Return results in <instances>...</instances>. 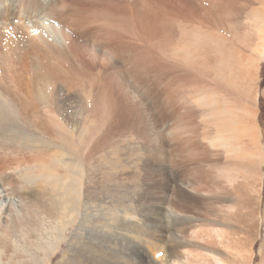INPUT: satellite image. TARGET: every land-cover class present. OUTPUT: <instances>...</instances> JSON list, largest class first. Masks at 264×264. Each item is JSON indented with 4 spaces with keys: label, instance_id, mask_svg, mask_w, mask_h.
Masks as SVG:
<instances>
[{
    "label": "rangeland",
    "instance_id": "1",
    "mask_svg": "<svg viewBox=\"0 0 264 264\" xmlns=\"http://www.w3.org/2000/svg\"><path fill=\"white\" fill-rule=\"evenodd\" d=\"M81 1H84L85 4L92 2V0ZM203 1L188 0L186 3H190L191 5H189L193 8L197 7L195 5L199 3L201 5L199 4L198 7L202 5L207 7L209 3L213 6L215 3L217 7L215 5L214 7L216 8L209 4L208 8L210 7L211 11L208 10L207 16L206 14H197L195 10L189 11L187 6L179 13H162L159 10L158 0H127L130 10L126 20L120 15L122 12L120 11L122 8L119 7L121 1L117 2L116 16L104 10L97 12L89 10L86 13L81 29V61L84 67H89L96 62L97 65L100 64L101 69H104L98 80L105 83L103 85L105 94L102 95V99L104 103L106 101L108 103H105L107 107L101 108L104 110L96 108L94 102L97 97L95 98L94 88L93 91L89 88L80 89L77 96L75 95L76 97L72 95L74 98L72 103H74L67 102V104H71L70 106L81 111L82 122L77 129H74L73 126L67 127L68 142L64 145L76 144L75 138L79 136L81 142L78 145L79 155L76 157L65 146L56 144H53L51 152L56 150L55 152L66 154V161L73 162V159L80 158L85 167L82 178L84 194L80 196L79 204L73 207L78 212V216L72 226L66 230L62 246L56 251V255L52 256L51 264L60 259L62 252L66 250L68 241L77 231L84 205L92 204V202L95 205H100L102 209L105 208V211L101 212L102 217L101 213L99 216L96 215V220L102 218L95 223L96 230L103 229L108 225L109 216L115 214L121 216V212L128 210V205H131L134 211H141L142 216L146 214V217L140 215L143 224H139L140 227H136V232L133 233H128L123 229L124 227L113 222L117 226L113 229V233L116 232L119 236L115 233L116 235H113L114 245L105 243L102 253L108 259H114L113 262L117 260L115 264H125V262L126 264H157L159 262L158 255L147 252V246L141 241V239L144 241L148 238L153 240L158 235L154 225H158L157 227L165 232L160 239L161 249L155 253L164 249L159 252V255H167L168 259L175 261L174 263L186 264L185 259L177 258L178 252L173 251L172 248L177 246L178 239L183 237L185 228L192 227V230L197 229L199 235L197 242L202 243L203 245H201L208 249L203 252L208 255L209 249L214 248L220 252L219 257L222 264H264V227L261 233L257 226V223L260 224L264 221V0H205L204 3L208 1L205 6ZM140 3H143V11L140 9ZM31 18L33 21L38 20L36 15ZM1 26L3 25L0 24V38L5 34V31L3 33L4 28ZM125 40L131 48L130 79L126 96L121 89L119 72L116 70L114 74H110L108 71L109 61L106 58L99 57V60L95 61L90 55L92 43L106 49L113 48L114 44L119 45L121 41ZM245 69L248 73L250 72V76H252L250 79H252L250 86L248 88L245 86L244 90H241V93L248 96L242 100L241 104L243 108L246 107L245 109L252 108L254 110L253 134L255 139L253 137L254 141L250 142L249 138L244 137L242 140L245 142L242 141V145L251 147L249 152L254 151L253 153L258 157L253 161V166L249 170L235 169L230 165L225 166L236 153L235 147L240 145L231 140L223 127L222 120L216 121L215 118L208 116V114L213 115L217 112L225 113L231 108L229 105L231 101L227 93L234 88L237 72H245ZM105 73L107 77H105ZM108 87L112 90L110 91ZM186 90L193 91V93L195 90H197L196 93L205 92L214 104L202 106L196 98L184 105L183 94L187 92ZM225 91H227L226 94ZM246 95L244 96L246 97ZM251 95L254 98L252 104L248 99L249 97L251 99ZM73 112L74 109L68 108L66 116L72 118ZM159 116L162 117L158 124V131L161 135L163 151H158L159 139L154 138L152 132L153 124ZM18 125L17 130L18 128L20 130L18 133L25 132L22 126ZM6 128L11 129V124H7ZM26 135L21 134L20 137L24 138L25 136L27 139ZM192 146L197 148L194 149ZM236 154L243 159L244 163L247 162L248 152L246 149L242 148V151ZM153 160L158 162L154 163ZM215 162H218V167L214 165ZM55 167L58 168V172L62 173L65 166ZM195 167L197 170L191 171ZM23 168L24 166L20 168L21 172H23ZM34 173V176H30V180H27V177L21 173V181L33 184L28 185L35 189L43 186L44 189H42L45 191L40 190L48 194L47 192L51 190V180H44V182L46 181L44 183L41 179L38 182L37 175L39 174ZM221 185L234 188V194L239 198L230 203L227 210H223L224 220L226 217L224 222L230 224L218 227L221 229L219 231L223 232L221 241L216 242L213 239L209 241V238L202 233L207 230L209 221L221 219L217 214L218 208L211 202V198L216 195V191L218 192ZM187 193L203 199L204 203L200 202V205L202 204L199 205L200 209L197 207L200 211L202 210V213L189 205L177 204ZM235 210L239 211L235 212ZM175 213L176 215L180 214L177 215L179 223ZM188 213L192 215V218L199 217L197 220H203L193 221L197 228L180 219L182 215H189ZM208 213L209 217H207ZM98 224L100 227L97 226ZM205 225L207 226L204 229ZM154 229L157 233H152ZM200 229H204V231L202 230L201 233ZM27 236L29 234L21 241L15 242L14 247L5 253L2 264H27L30 262L29 255L32 247L29 245L30 237ZM199 239L203 241L200 242ZM120 243L122 246L119 245ZM198 252L201 253V251ZM204 253L200 254L201 256L198 258L189 257L187 264H213V262L216 264L212 260L210 252L208 257ZM201 257L207 260H200Z\"/></svg>",
    "mask_w": 264,
    "mask_h": 264
},
{
    "label": "bare ground",
    "instance_id": "2",
    "mask_svg": "<svg viewBox=\"0 0 264 264\" xmlns=\"http://www.w3.org/2000/svg\"><path fill=\"white\" fill-rule=\"evenodd\" d=\"M186 1L188 0H158L159 10L162 13L166 12L170 14H175L177 12L179 13L181 9L187 6L189 11L195 10L197 14H206V16L208 10L210 9L211 11V8H208L210 4H207L208 1H206L207 3H204L205 0L203 1L204 6L207 4V7H203V5L198 7L200 4L199 3L196 4L195 6L197 7L194 8L190 6V3V5L187 4ZM117 2H120L121 6L119 7L122 8V10H120L122 11L120 15H122L125 20L128 19L127 17L130 9L128 7L127 0H92V2H89L88 4H85L84 1L81 0H0V24L3 25L1 26V28H4L3 33L5 31V34H3L4 36L0 38V264H2V259L5 253H7L14 247L13 245L15 244V242L21 241L27 234H29V236L27 237H30L29 245L32 247V251L29 255L30 262L27 264H51L52 256L56 255V251L62 246V241L66 230L68 229V227L72 226V224L76 221L78 212L75 211L73 207L79 204L80 196L84 194V190L82 188V178L85 167L80 158L77 160L73 159V162L66 161V154L61 153L59 151L55 152L56 150L54 152H51V149L53 144L63 147L65 146L64 143L68 142V137L66 135L67 127L69 128V126H73L74 129H77L81 125V111L74 108V106H70L71 104H67V102L72 103V99H74L72 95L77 96V92L83 88H89L91 91H93L92 89L94 88V90L96 91L95 98L97 97V99H95V102H93L96 108L101 109L107 107V105L105 104L107 101L104 103V100L102 99V95L105 94L103 93V90H105L103 89V85L105 83L103 84V81L98 80V77L101 76L100 74L104 72V69H101L99 67L100 64L98 63L99 65H97L94 61V63H92L93 65L91 64L89 67H84L82 64V58L80 55L81 29L83 23L85 22L84 18L86 16V13H88L89 10H94L96 12L104 10L116 16ZM140 4V9L141 11H143V3ZM214 5L216 6L215 3ZM214 5L211 6L214 7ZM34 15L38 17L37 21L31 20V17ZM93 24L95 23L93 22ZM113 46V48L110 47L102 49L100 46L92 43L90 45V55L95 61L99 60V57L106 58L109 61L108 71L110 72V74H114L116 70L119 72L121 89L123 91V94L126 96L128 91V82L130 79L131 48L126 40L121 41L119 45L114 44ZM245 72H237V76L235 77L236 79L234 83V88L233 90H230L227 93V96L231 101V104H228L231 108L229 107L230 109L225 113L223 112L221 114L217 112L213 115L208 114V116L215 118L216 121H223V127L228 132L231 140H233L235 144L240 145L239 147H235L236 153L242 151V148H244V150L246 149L248 152L246 163H244L243 159L234 152V156H232L228 161L226 160L227 163L225 166L230 165L232 168L235 169L249 170L253 166V161L258 159V157L256 156V154L253 153L254 151L249 152V148L251 147H245L242 145V141H244L242 140V138L244 137L249 138L250 142H253L255 139L253 134L254 110H252V108L249 110L245 109L246 107L243 108L241 104L242 100L248 97L245 93H241V90H244L245 86L246 88H248L250 86V80L252 79H250V77H252L250 76V72L248 73L247 71L246 74ZM105 77H107V74ZM188 91L184 94L181 92L183 94L184 105L196 98V100L202 106L214 104V102L211 100V98H209V96L206 95L205 92L201 91L200 93H196L197 90H195V93H193V91ZM226 92L227 91H225V94ZM244 95H246V97ZM253 95H251V99L250 97L248 98L251 104L254 102ZM68 108L74 109V115L72 114L73 116H71L69 114L72 118H69L68 115L66 116V110ZM217 108L219 109V107ZM108 111L110 110L108 109ZM161 119L162 117L159 116L157 120H155L153 124L154 129L152 131L154 138H156L157 140L159 139L158 151L163 149V144L160 139L161 135L158 131V124L159 122H161ZM7 124H11V129L6 128ZM18 124H20V126H22V129H24L25 131L23 133L19 132L20 135L18 133L19 128L17 130V126H19ZM21 134H27L26 136H28V138L26 139L25 136L24 138L20 137ZM75 141L76 144L74 143L72 146L65 147L77 157V155H79V136L75 138ZM192 147L194 149L197 148L194 146ZM153 162L157 163L158 161L153 160ZM218 162L214 163L216 167H218L219 165ZM197 164L199 165L200 163L198 162ZM197 164L195 165L197 166ZM63 165L65 166L64 171L62 173L58 172V168H56L55 166L63 167ZM22 166H24L23 172H21L20 169ZM193 169L197 170L195 167L192 168L191 171H193ZM20 172L27 177V180L31 179V175H35L34 172L39 174L37 175L38 182L41 179H43V182L44 180H51V190L47 192L48 194H45V192H43L45 191L43 190V186V189H35L30 187L33 184L21 181L20 177L22 175ZM44 183H46V181ZM229 187H222L221 185L218 189V192L216 191V195L211 198V202L214 203L215 207L218 208V213H216L219 214V217L221 219H219V221H216L214 219L212 221H209L207 224L209 228H206L207 225H205V227L203 228H206L207 230L204 231V229H202L204 231L203 233L200 229L201 233L204 234L207 238H209V241L211 239L216 240V242L219 240L221 241V239L223 238V232L219 231L221 229H218V227L229 223L227 222L225 224L224 221H226V217L224 220L222 214L225 210H227V207L230 203L234 202L235 200H238L239 198L234 194V188ZM40 189H42L43 191ZM202 200L203 199L199 197L187 193V195L181 198L179 200V203L177 204L181 206L189 205L191 206V208L194 207L196 209L198 207L200 209L199 205ZM128 206V210H125L123 213L119 212L121 216H118L116 214L109 216V222L106 221L107 219L105 220L108 225L104 226L103 229L96 230L95 223L99 220H96V218L100 215L103 210L105 211V208L102 209L100 205H95L93 202L92 204H85L83 215L77 226V231L75 232L73 237L68 241L66 250L64 249L65 251L62 252L60 259H58L54 264H115L117 260L113 262L114 259H108L102 253V249H104L103 245L105 243H110L114 245L113 235L116 232L113 233V229L117 226L114 225L113 222H116L118 225L124 227L123 229L125 231L127 230L128 233L136 232V227H140L139 224L142 223V218L140 219L141 211H134L131 205ZM236 211L239 210H235V212ZM177 215L180 214L178 213ZM177 215L176 218L178 222ZM189 215H182L180 219L188 223V225L193 224V221H203L197 220L199 217L195 219L196 217L192 218V215ZM201 215L203 216V214ZM209 216L210 215L208 213L207 217ZM172 217L175 216L172 215ZM99 224L97 226H99ZM157 226L158 225H154V228L156 227L158 233L156 232V229L152 231V233L154 232L158 234H156L157 236L153 238V240H150L151 238H148L144 241L141 239L143 244L147 246V252L158 255V263L160 264H178L174 263L175 261H172L170 258L168 259L167 255H159V252L164 250L163 248V250H159L158 253H155L158 249H161L160 239L165 233L164 230ZM193 226L194 228L196 227L195 223L193 224ZM257 226H259L260 232L262 233L264 221L260 222V224L257 223ZM185 229L186 230L184 231L182 230L184 232V235L183 237H181V239H178L177 246L173 247V243L171 245L173 247L172 250L177 251L179 254H177V258L181 260L185 259L187 264V259L189 257L198 258V256H201L200 254L204 253L208 249L205 246H202V243L201 245L197 242V237H199L198 232L196 231L197 229L192 230V227H186ZM167 231L169 233V230ZM128 233L125 232V234ZM204 235L203 237H205ZM117 236L119 235L117 234ZM201 236L200 238H202ZM119 245L122 246L121 243ZM128 249L126 250L128 251ZM198 251H201V253L199 254ZM209 252L212 256V260H214L216 264H222V261L219 257L220 252H218L214 248L209 249ZM202 257L201 259H199L207 260L206 258L202 259Z\"/></svg>",
    "mask_w": 264,
    "mask_h": 264
}]
</instances>
